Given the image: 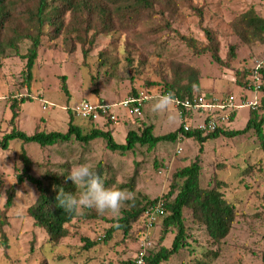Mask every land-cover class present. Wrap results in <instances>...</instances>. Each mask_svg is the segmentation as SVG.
I'll return each instance as SVG.
<instances>
[{
  "label": "rangeland",
  "instance_id": "374dc122",
  "mask_svg": "<svg viewBox=\"0 0 264 264\" xmlns=\"http://www.w3.org/2000/svg\"><path fill=\"white\" fill-rule=\"evenodd\" d=\"M192 3L201 9V24L196 14L182 8L173 19L172 28L180 34L196 38L202 44L205 38L201 26L215 30L219 56L223 61L221 64L214 62L208 52L193 53L176 32L162 29L152 33L149 29L155 25V20L145 22L130 32L99 34L91 45L74 43L62 36L53 41L43 38L29 84L22 72L24 60L9 56L0 62V139L13 126L26 134L40 130L65 131L71 118L73 123L87 131L91 127L87 122L71 117L62 107L70 106L81 98L113 103L136 90H148L151 97L139 117L126 116L122 108L116 110L120 121L110 131L117 143H124L126 131L139 128L144 120L153 123L156 135L177 130L180 119L173 103L166 111H153L155 99L162 95L164 89L163 79L171 77L173 62L194 68L202 91L215 95L230 92L236 102L245 96L254 98V91L240 87L236 80L243 81L242 73L251 68L264 49L242 43L231 32L229 22L249 7L264 16V0H192ZM231 46L234 56L228 61L227 51ZM44 101L55 106L43 109ZM14 102L17 117L11 123L10 106ZM247 119L248 108L241 107L224 126L230 131L242 130ZM95 145L91 149L92 159L108 163L115 181L127 180L133 172L132 161L118 154L111 155L101 144ZM160 149L159 158L164 167L155 170L151 161H147L138 174L134 191L129 195L165 194L172 174L198 161L200 186L219 184L223 196L234 205L236 214L228 235L219 244H213L205 228L193 221L189 209H184V245L167 261L159 264H195L196 260L205 259L204 253L208 250L218 252L220 264H262L264 153L253 131L232 136L219 135L207 139L202 145L193 138L184 137L172 151L165 145ZM9 151L10 154L3 159ZM19 152L18 140L9 141L5 148L0 146V208L4 206L8 190H14L7 210V223L3 226L6 245L0 244V264H133L142 248V223L138 220L127 234L116 231L105 239L110 223L104 218L116 213L111 210L98 213L100 218L74 219L67 225L69 235L57 245L50 244L45 232L35 226L26 214L27 207L38 193L28 181L17 183ZM51 157L60 159L55 154ZM161 220L153 228L145 253L156 252L160 246L171 247L174 231L167 232L162 238ZM89 243L94 245L89 246Z\"/></svg>",
  "mask_w": 264,
  "mask_h": 264
},
{
  "label": "trees",
  "instance_id": "16d2710c",
  "mask_svg": "<svg viewBox=\"0 0 264 264\" xmlns=\"http://www.w3.org/2000/svg\"><path fill=\"white\" fill-rule=\"evenodd\" d=\"M182 8L196 14L201 24L203 19L201 9L193 6L192 0H0V62L9 56L24 60L22 72L25 82L29 84L43 38L53 41L62 36L74 43L91 45L99 34H108L112 31L130 32L145 22L155 20V25L153 24L149 31L158 33L166 29L176 32L178 38L193 53L208 52L214 62L221 64L223 61L219 56V42L215 30L201 26L205 38V43L202 44L196 38L180 34L172 28L171 23ZM229 25L231 32L242 43L264 49V16L258 14L253 7L237 14ZM233 56L231 46L226 58L229 61ZM171 67V77L163 79L162 94L172 93L173 96L184 98L202 91L194 68L176 62L171 63ZM258 72L260 74L258 90L250 84L251 73L248 69L242 73L243 81L239 78L236 80L241 84L240 87L253 90L256 96L259 93L257 108L248 109V119L242 130H226L223 124L212 133L202 134L192 129L183 130L180 122L177 130L156 135L153 123L144 120L139 128L126 131L124 143H117L110 131L114 125L109 122L102 127L88 123L91 127L84 131L81 126L73 123L71 118L65 131L40 130L33 134H26L13 126L10 132L0 139V146L5 148L12 140L20 142L18 158L21 168L19 175L16 174L17 183L28 181L35 186L38 193L27 207L26 214L35 226L45 232L47 241L57 245L69 235L67 225L74 219L101 217L95 209L79 206L75 211L68 213L55 202L59 188L79 195L80 190L75 189L73 183L67 179L69 170L77 164H90L105 178L106 187H119L131 194L145 163L150 160L155 170L163 168L164 162L159 158L161 146L165 145L172 151L176 143L184 137L193 138L202 145L209 138L219 135L232 136L252 130L264 153V66ZM137 91H132L131 94H136ZM144 105L141 106V114ZM10 107L13 123L17 117L16 103ZM67 112L74 116L69 110ZM188 116L190 114H187L186 118ZM95 144H101L111 155L118 154L132 161L133 172L127 180L115 181L108 163L92 159L91 149L96 146ZM36 151L39 153H35ZM52 154L59 155L60 159L54 160ZM199 171L198 161H193L172 174L169 189L165 194L130 195L131 198L122 202L118 212L104 218L110 223V227L105 231V239L116 231L127 234L134 222L141 221L144 209L161 200L165 209V215L161 220L162 238L169 231H174V237L170 248L160 246L156 252H146L142 257V264L165 262L184 245V209H189L193 221L205 228L212 243L219 244L232 227L236 214L235 207L223 196L219 184L201 187ZM13 197L14 190L10 188L4 206L0 208L2 245H6L3 226L7 223V210ZM88 245L92 246L94 243ZM204 255L205 259H198L195 264H220L217 251L208 250ZM260 258L264 264V251ZM136 259L133 264H136Z\"/></svg>",
  "mask_w": 264,
  "mask_h": 264
},
{
  "label": "built area",
  "instance_id": "2783aa9c",
  "mask_svg": "<svg viewBox=\"0 0 264 264\" xmlns=\"http://www.w3.org/2000/svg\"><path fill=\"white\" fill-rule=\"evenodd\" d=\"M264 66V53L257 58L252 64L249 72L251 73L250 84L255 90L259 89L260 74L259 69ZM148 90H138L136 94H130L124 99L117 102L108 103L102 100L89 101L81 98L72 105L63 106L65 111L69 110L76 118L87 123H95L103 126L106 122L115 125L120 121V117L116 110L122 108L128 117H139L141 115V106L150 99ZM180 122H182L183 130H195L202 134H209L216 130L217 127L226 124L241 107L248 109H256L258 99L256 92L254 98L248 99L242 97L240 101L236 102L235 96L230 93H222L215 95L206 91H201L198 94H193L190 97L180 98L174 96V102ZM55 105L44 101L42 103L43 109H50ZM187 114L190 116L187 117ZM177 152L180 148L177 147ZM165 215L163 202H158L146 207L141 218V243L142 248L138 252L136 264H142V257L145 254V248L149 244L148 240L151 237L153 228Z\"/></svg>",
  "mask_w": 264,
  "mask_h": 264
},
{
  "label": "clouds",
  "instance_id": "9594fccd",
  "mask_svg": "<svg viewBox=\"0 0 264 264\" xmlns=\"http://www.w3.org/2000/svg\"><path fill=\"white\" fill-rule=\"evenodd\" d=\"M174 102L172 93H165L158 96L153 104V111H166L170 104ZM11 151L4 154L3 159ZM19 175L20 163L17 162ZM67 179L70 180L75 189H79V195L72 192H66L63 188L57 189L55 202L65 212L71 213L79 206L85 209H95L98 213L105 210L118 212L123 201L130 199V195L119 187H106L105 178L102 177L93 166L87 163L77 164L72 167Z\"/></svg>",
  "mask_w": 264,
  "mask_h": 264
},
{
  "label": "crops",
  "instance_id": "0c3cea01",
  "mask_svg": "<svg viewBox=\"0 0 264 264\" xmlns=\"http://www.w3.org/2000/svg\"><path fill=\"white\" fill-rule=\"evenodd\" d=\"M230 84H232V83H230Z\"/></svg>",
  "mask_w": 264,
  "mask_h": 264
}]
</instances>
